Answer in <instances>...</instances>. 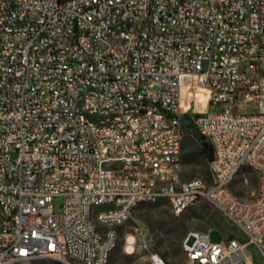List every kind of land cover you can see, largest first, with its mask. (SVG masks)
<instances>
[{
  "label": "built area",
  "instance_id": "2783aa9c",
  "mask_svg": "<svg viewBox=\"0 0 264 264\" xmlns=\"http://www.w3.org/2000/svg\"><path fill=\"white\" fill-rule=\"evenodd\" d=\"M174 9L182 25L161 31ZM120 22L127 37H117ZM63 38L70 49L53 52ZM247 56L264 62V0H0V264H75L68 254L109 264L134 201L161 197L175 215L205 200L245 235L215 242L209 230L190 231L186 264H255L254 245L264 262V71L249 73ZM56 103L71 111L52 114ZM88 112L119 113L127 134L90 123ZM184 127L211 145L212 182L156 187L160 175L183 178L174 156L183 161ZM248 164L259 169L258 189L238 202L233 185L249 182ZM96 201L117 210L97 213ZM108 221L118 228L105 232ZM136 244L125 236L126 251ZM148 259L169 264L156 251Z\"/></svg>",
  "mask_w": 264,
  "mask_h": 264
},
{
  "label": "rangeland",
  "instance_id": "374dc122",
  "mask_svg": "<svg viewBox=\"0 0 264 264\" xmlns=\"http://www.w3.org/2000/svg\"><path fill=\"white\" fill-rule=\"evenodd\" d=\"M200 101L206 99L200 95ZM196 130L184 127L183 134V179L202 178L212 182L210 161L201 151V145L195 136ZM243 173L249 177L245 185L239 181L233 185L237 194L250 198L258 189L257 174L250 168ZM55 212L62 211V198L56 197L52 202ZM193 230L210 232L211 240L220 242L233 234L245 237L241 230L232 226L230 221L207 201L201 200L189 207L183 214L175 215L166 197L156 201L143 202L133 211L128 221L121 227V241L114 248L109 264H150L148 254L150 251L160 253L169 264H185L186 254L183 250V241L187 234ZM132 234L137 244L133 252L124 248L125 236ZM264 244V236L262 238ZM254 252L255 264H264L257 247H251ZM33 264H58L56 261L41 259ZM75 264H82L76 261ZM236 264H244L238 261Z\"/></svg>",
  "mask_w": 264,
  "mask_h": 264
},
{
  "label": "bare ground",
  "instance_id": "6f19581e",
  "mask_svg": "<svg viewBox=\"0 0 264 264\" xmlns=\"http://www.w3.org/2000/svg\"><path fill=\"white\" fill-rule=\"evenodd\" d=\"M183 11L182 9H174L173 14H168V18L162 19L161 31H168V28L180 27L182 25ZM145 18H134V26H144ZM152 34H160V27H152ZM128 36V22H120V29L117 30V37ZM70 49V38H63L61 43L53 44V52H63ZM248 64H256L249 66V73H259L264 71L263 57L259 56H247ZM58 70L61 72H71L72 63L67 59L58 60ZM78 91H82L81 108H89L90 99V84L82 83L78 84ZM206 99V98H205ZM71 103H56L52 105V114H61V112H70ZM78 118H87V111H78ZM88 119L90 123H96V126H104V122L107 123V131H117V137H125L127 134V127H120L119 129V113L104 112V119H98L97 112H88ZM103 159H110V151H103ZM174 163L177 164V171L182 172L183 161L181 162V156H174ZM248 168L253 170L258 177L259 183V169L255 164H248ZM184 186L185 179L175 178L174 175H160L155 179L156 187L164 186ZM238 202H248L250 198L241 196L236 193ZM156 201V200H151ZM143 202L148 200L134 201V208ZM191 206H186V210ZM97 213H107V210H117V201H106L103 205V201H96ZM118 228V221H108L105 224V232H112ZM194 232H205L203 230H194ZM132 235V234H130ZM115 247H110L108 250V260H110L111 254ZM130 249V247H129ZM183 250L188 254V246L183 243ZM68 261H79L84 264V258H76V254H68ZM185 262V264H186ZM34 262H24L22 264H33ZM12 264H21V262H12Z\"/></svg>",
  "mask_w": 264,
  "mask_h": 264
},
{
  "label": "trees",
  "instance_id": "16d2710c",
  "mask_svg": "<svg viewBox=\"0 0 264 264\" xmlns=\"http://www.w3.org/2000/svg\"><path fill=\"white\" fill-rule=\"evenodd\" d=\"M195 136L201 145V151L206 155L207 159L210 161L213 156L211 145L208 143L205 137H203L198 131H196ZM57 263L61 264L59 262Z\"/></svg>",
  "mask_w": 264,
  "mask_h": 264
}]
</instances>
